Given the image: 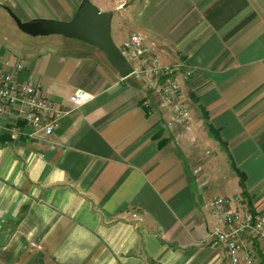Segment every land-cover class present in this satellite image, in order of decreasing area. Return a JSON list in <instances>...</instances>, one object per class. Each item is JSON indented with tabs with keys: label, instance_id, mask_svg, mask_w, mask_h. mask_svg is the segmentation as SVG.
Returning a JSON list of instances; mask_svg holds the SVG:
<instances>
[{
	"label": "crops",
	"instance_id": "0c3cea01",
	"mask_svg": "<svg viewBox=\"0 0 264 264\" xmlns=\"http://www.w3.org/2000/svg\"><path fill=\"white\" fill-rule=\"evenodd\" d=\"M81 3L0 0L20 39L0 35V72L63 109L77 90L92 97L50 136L17 109L0 115V264H230L208 205L264 215V0H99L120 48L138 33L146 58L193 71L179 77L191 117L175 136L159 91L121 78L98 48L24 34L6 10L68 22ZM119 11L131 14L123 39Z\"/></svg>",
	"mask_w": 264,
	"mask_h": 264
},
{
	"label": "built area",
	"instance_id": "2783aa9c",
	"mask_svg": "<svg viewBox=\"0 0 264 264\" xmlns=\"http://www.w3.org/2000/svg\"><path fill=\"white\" fill-rule=\"evenodd\" d=\"M145 38L138 33L128 37L121 47L134 68L130 77L145 81L148 89L159 91L169 107V127L185 125L190 112L184 102L179 77L192 79L194 73L184 65H164L160 56L154 53L146 58ZM22 64L17 65V71ZM92 97L83 90H77L70 98L71 109H63L55 102L40 96L39 88L30 82H20L11 74L0 72V115L18 110L19 115L33 130L34 135L55 133L65 115L79 110ZM232 201L224 197L214 198L208 205L214 218L210 239L226 247L230 264H255L254 257L246 249V238L256 240L264 247V215L250 211H234Z\"/></svg>",
	"mask_w": 264,
	"mask_h": 264
},
{
	"label": "water",
	"instance_id": "95a60500",
	"mask_svg": "<svg viewBox=\"0 0 264 264\" xmlns=\"http://www.w3.org/2000/svg\"><path fill=\"white\" fill-rule=\"evenodd\" d=\"M6 10L19 30L26 35L31 37L57 35L83 42L102 51L121 78L126 79L134 73L132 64L115 43L112 35L114 13L103 12L90 0H82L75 17L68 22L51 19L23 22L10 8L6 7Z\"/></svg>",
	"mask_w": 264,
	"mask_h": 264
},
{
	"label": "rangeland",
	"instance_id": "374dc122",
	"mask_svg": "<svg viewBox=\"0 0 264 264\" xmlns=\"http://www.w3.org/2000/svg\"><path fill=\"white\" fill-rule=\"evenodd\" d=\"M93 4H95L97 7L100 8L99 6V0H90ZM115 2V0H112ZM133 17V16H132ZM118 21H120L121 23V27L122 28H117V23ZM131 21V14L128 13V12H125V11H119L116 13V21L114 22V24L116 25V28H115V31L118 32V30L120 31V34L122 36V39L125 38L126 36H128L129 34V30H126L129 26V23ZM0 30L2 33H0V35H3L2 36V39L4 38V40L6 41L7 39L11 42H17L20 40L18 38V36L14 33H12L9 28L7 27L6 23L3 22L1 20L0 22ZM19 31V30H17ZM19 33H21L19 31ZM21 35L24 36V34L21 33ZM25 37V36H24ZM27 39H30L29 36H26ZM41 39H46V40H50V41H60L61 43H64V44H67V45H77L78 43H80L79 41L77 40H72V39H68V38H64L62 36H57V35H53V36H48V37H42ZM116 42L118 44H120V41H118L116 39ZM190 117H191V114H190ZM169 118H170V115L168 116V120L169 121ZM186 127H187V124L186 125H173L171 127H169L168 123H167V128L169 129V131L175 136L177 135L178 133H182L184 131H186Z\"/></svg>",
	"mask_w": 264,
	"mask_h": 264
}]
</instances>
